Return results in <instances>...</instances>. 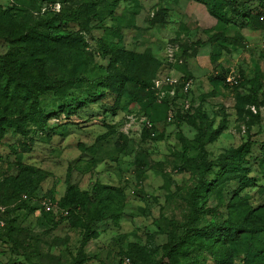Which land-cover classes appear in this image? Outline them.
<instances>
[{"label":"rangeland","instance_id":"obj_1","mask_svg":"<svg viewBox=\"0 0 264 264\" xmlns=\"http://www.w3.org/2000/svg\"><path fill=\"white\" fill-rule=\"evenodd\" d=\"M87 1L105 13L103 24L93 21L85 29L79 21L67 22L69 32L85 39L86 69L37 61L27 71L65 88L63 97L40 95L39 111L48 128L33 122L30 100L11 94L0 77V116L27 130L8 123L0 128V264H127V259L160 264L188 224L191 192L202 175L197 150L191 146L189 158L184 157L179 139V134L189 140L199 135L189 122L195 119L206 134L210 160L249 140L255 144L248 155L251 179H231L221 191L202 195L199 202L213 212L200 213L189 225L236 219V208L264 205V31L234 14L228 0L212 1L229 22L210 32L219 20L199 0H119L117 6L113 0H0L1 9L15 11V23L0 20V60H24L32 48L20 40L24 34L34 26L48 30L54 12L65 17ZM237 2L254 14L264 12V0ZM218 32L240 37V46L222 48L214 40ZM105 41L144 54L148 71L130 72L138 81L128 82L121 99L104 89L96 100L81 104L99 67L107 65ZM216 54L219 58H212ZM117 66L126 71L121 62ZM218 73L237 82L226 78L227 84L215 85ZM253 89H258L259 107L251 103ZM28 171L44 177L30 199L18 189ZM99 184L117 189L116 215L94 219L90 204L78 215L42 209L45 198L59 201L69 185L92 195ZM259 236L257 229L239 232L226 264H248ZM199 253L200 262L215 264L207 251L192 254Z\"/></svg>","mask_w":264,"mask_h":264},{"label":"trees","instance_id":"obj_2","mask_svg":"<svg viewBox=\"0 0 264 264\" xmlns=\"http://www.w3.org/2000/svg\"><path fill=\"white\" fill-rule=\"evenodd\" d=\"M24 1L26 0H15V3H23ZM118 1L119 0H113L111 4L117 6ZM199 1L205 3L209 12L219 20V26L207 30V32L218 30L221 25L229 22L224 14L214 9L212 6L213 0ZM95 4L94 1H87L83 9L74 11V13L65 17L57 14L58 12H54L52 14V20H48L46 23L48 30H41L38 26H34L31 34H24L20 38L22 42L32 45L30 54L26 55L24 60H0V77L5 79L4 85L6 87H12L10 91L11 94L19 95L30 100L31 119L33 122L43 123L44 128L48 127L44 120L43 112L41 110L39 111L42 104L40 95L50 92L55 96L63 97L65 88L62 84L48 81L40 76L33 74L27 75V71L37 61L48 63L65 61L75 68L82 67V69H86L87 61L83 49L85 39L82 36L75 35L73 32H69L67 22L79 21V24H82L85 29L90 28L89 26L93 24V21L103 24L105 13L97 11ZM227 5L234 14L252 20L256 23V26L264 30V22L259 20L264 12L254 14L249 7L245 8L242 4L238 3L237 0H228ZM14 9L17 10V8L12 7V10ZM80 18H83L82 22H80ZM3 19H7L12 24L15 23V11L10 12L0 7V20ZM64 20L65 22L63 23ZM114 34L117 36L119 32L116 31ZM239 38L240 37L227 36L222 32H218L214 40L218 42L222 48L228 49L230 45L240 46L241 40ZM102 50L107 59V65L99 67L97 76L90 82L91 91L88 92L87 97H85L83 101H79L81 104L96 100L99 96L104 94V89H108L110 92L115 93L117 97L121 99L127 92L128 82L138 81L130 72L133 71L142 74L141 70L148 71L147 58L142 53L126 49L124 46L114 41H105ZM212 58H219V55H213ZM84 62L86 65H84ZM118 62H121L125 66L126 71H121L120 68H118ZM145 71H143V73H145ZM226 78V73H218L214 77L213 82L215 85L221 81L226 83ZM253 92L254 96L251 100L252 102H250L255 104L256 107H259L258 89H253ZM3 118V116H0V128L8 123L23 132L27 131L25 126L20 122L14 119L5 121ZM189 122L197 129L199 135L189 140L186 136L179 134V139L183 148L182 154L184 157L189 158L188 152L191 146L195 147L197 150L196 159L200 162L202 175L199 183L191 192V211L188 224L184 226L183 233L177 236L170 244L168 250L160 259V264H203L199 261L201 253H199V255L192 254L195 249L210 253L215 264H226L229 262V254L235 245L236 235L241 231L251 233L255 229H257L260 234V245H257L255 252H252L251 257L248 258V264H264V205L258 207L250 205L238 207L232 213L236 219L229 217L218 223H209L203 226L189 225L195 222L196 216L200 213L208 214L213 212L209 208H205L204 202H199L202 195L210 194L216 190H218V192L221 191V186L231 179H238L239 182H245L251 179L249 174L253 170L248 155L255 141L249 140L237 147H231L221 152L215 160H210L205 147L206 134L201 124H198L196 119ZM262 150L264 151V143L262 145ZM260 162L264 170V157ZM212 175L213 177H211ZM43 178L41 173L28 171L23 175L21 182L18 183V189L26 196V199H30ZM51 200H54L53 202L56 207L55 212H60L61 215L66 216L78 215L80 214V208L90 204L91 209L89 214L96 215L94 219H99L107 214L116 215L114 211L115 208H118L116 206H118L120 199L117 189L108 185L99 184L93 187L92 195L87 191L79 190L75 185H69L65 195L59 201H55V199ZM228 204L234 206L232 200H230ZM120 208L121 207H119V209ZM42 209L47 213L54 212V210L47 211L43 206ZM78 225L87 227L88 231H90V227H88L87 223L84 221H79ZM178 257L183 260H175V258ZM74 264H82V262L76 260Z\"/></svg>","mask_w":264,"mask_h":264},{"label":"built area","instance_id":"obj_3","mask_svg":"<svg viewBox=\"0 0 264 264\" xmlns=\"http://www.w3.org/2000/svg\"><path fill=\"white\" fill-rule=\"evenodd\" d=\"M260 20H261L262 22H264V13L260 16ZM263 31H264V30H263ZM227 81H228L229 83H231V84L237 82V80H236L234 77H232V76L227 77ZM168 119H169V120H172V116H169ZM147 125H148V127H149L150 129L153 128V124H152L150 121H148ZM42 206H43L47 211L55 210V209H56L54 202H53L51 199H47V198H45V199L42 201ZM126 263H127V264H130V260L127 259Z\"/></svg>","mask_w":264,"mask_h":264}]
</instances>
